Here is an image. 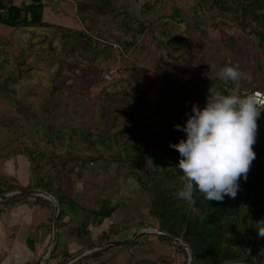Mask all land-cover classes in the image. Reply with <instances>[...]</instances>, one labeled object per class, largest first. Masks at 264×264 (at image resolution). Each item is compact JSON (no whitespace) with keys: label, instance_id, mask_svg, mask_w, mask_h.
Wrapping results in <instances>:
<instances>
[{"label":"rangeland","instance_id":"1","mask_svg":"<svg viewBox=\"0 0 264 264\" xmlns=\"http://www.w3.org/2000/svg\"><path fill=\"white\" fill-rule=\"evenodd\" d=\"M44 1L46 4L43 20L55 25L54 28L12 29L0 24V152H5L2 155L8 156L27 147L28 141L26 145L27 138H23L22 128L26 132L25 135L32 133L30 128L41 122L38 113L43 107H46V110H54L53 101L60 103L62 107L67 106L64 108L67 112V108L74 106L78 112L84 113L88 110L78 121L65 120V128L70 130V127H76L73 132H77L78 136L70 131V135L63 133L64 139L55 133V139L53 133H39L41 138H46L49 142L55 139L53 146L48 142L44 143L45 156L54 155L53 147L59 146L56 140L63 141V150L56 151L59 157H45L48 163H54V166H42L41 169H47L43 172L45 180L41 186L46 187L51 180H58L62 175V166H65L62 176V186L65 188L63 191L70 193L72 198L67 196L59 202L62 203V209L79 218V223L73 222L65 230L59 228L56 256L48 263L56 264L54 260L58 259L67 245L77 244V230L71 231L74 227H80L91 212L107 206L114 208L115 212L105 218L100 226L94 224L96 218L94 220L90 217L89 224H93L94 229L91 232L93 240L89 237L88 244H97V247L100 243L129 239L126 243L134 241L133 246L121 244L108 247L101 250L97 256L81 257L83 260L77 264H186V251L185 253L177 250L161 240L156 233H151V229L159 230V221L150 213L151 194L138 184L131 164L127 162V159L130 160L129 151L111 146L108 139L101 141L103 136L96 144L99 151L86 149L79 143V136H86L92 131L97 139L98 133L109 130L114 134L112 136L116 139L115 142L125 141L131 146L148 133H158L160 113L169 109L172 100H175L176 110L171 115V120L178 123L186 108L181 106V92H189V107L196 105L204 108L209 89L212 87L221 92V85H226L223 81L221 84L215 80L217 71L226 66L237 67L251 75V83L240 82L241 95H249L255 89L264 90V45L259 48L258 37L251 34L252 31L247 25L244 28L240 26L239 0H225L231 7L224 9L215 6L212 0H136L138 9L130 3L132 0H121V4H128L131 19L123 15L113 17L111 14L102 19L99 17V21L97 19V22H94L97 29H94L89 21H80L75 8L82 0ZM240 1L244 5L250 0ZM20 3L21 0H13L15 6L19 7ZM145 4L150 5L151 10L148 12L146 8L148 13L143 16ZM136 18L152 20L153 26L144 35H156L155 42H147L155 47L156 54L150 58L149 54L144 57L143 65L131 63L133 69L126 71L129 78L124 80L121 77L120 82L118 81L122 85L121 88L116 80L105 83L104 86L100 80L105 69L104 62L116 61L122 57L119 46H97L94 52L99 53V58L89 53L85 59H79L75 54L66 60L63 59L64 48L60 36L69 35V32L60 27L69 30L81 29L89 35L92 34L94 38L105 35H137L139 24ZM157 44L159 50L156 49ZM134 55L135 58L142 57L139 52H134ZM121 68L125 69L122 66ZM230 84V87H235ZM46 85L48 86L45 88ZM52 85L58 88L56 92L59 94L56 96L55 92L51 91ZM107 85L110 86L109 89ZM114 87L121 91L118 98L121 103L117 110L113 111V119L110 115L104 118L102 113L109 105L108 97L112 96L109 93L104 98V91ZM226 92L227 95L228 89ZM46 94L49 95L48 98ZM128 102L134 107H141L144 117L142 123L148 131L135 136V132H125L127 130H124L126 125L124 126L123 115L128 112ZM90 106L92 108L88 109ZM58 109L56 107V110ZM109 112L110 109L105 111L106 114ZM11 114L15 115L13 120L9 118ZM117 114L119 116H116ZM22 117L27 119L23 120ZM116 117L119 118L114 120ZM257 124V135L264 142V112H261ZM39 125L44 127L43 124ZM55 125L59 127V121H55ZM45 126L49 127L50 124L46 123ZM66 138H71V145L66 142ZM145 140H141L138 156L132 154L136 159H141L140 155L146 151H155L152 140ZM32 143L29 146H32ZM47 148L49 149L46 150ZM63 154L64 157L72 156L73 160L62 165L64 159L58 161ZM89 157H93L94 161L90 162ZM154 170L155 165L151 162L145 171ZM38 172L32 168L33 179H37ZM263 245L256 259L264 257ZM262 262L264 264V260ZM73 264H76V261Z\"/></svg>","mask_w":264,"mask_h":264},{"label":"trees","instance_id":"2","mask_svg":"<svg viewBox=\"0 0 264 264\" xmlns=\"http://www.w3.org/2000/svg\"><path fill=\"white\" fill-rule=\"evenodd\" d=\"M120 1L121 0H82L77 6V12H91L98 16L111 14L113 17L123 15L125 18L131 19V16L128 13V4H121ZM212 2L215 6L222 9L231 7L226 4L225 0H212ZM238 3L241 6V14L238 19L240 26L244 28L247 25L252 31L251 34L258 37V47L262 48L264 45V0H250L244 5H242L239 0ZM45 4L46 2L44 0H21L20 6L18 7L13 4V0H0V24L13 29L54 28L53 25L43 20ZM149 6L147 4L143 5V16H146L151 10ZM146 8L148 9V12L146 11ZM15 10L19 11V19L17 20L13 19V12ZM135 20H137L139 24V29L137 30L138 34L134 36L133 41L126 43V48H128L129 45L134 44L139 37L143 36L153 26L152 20H142L138 18ZM68 32L71 34H64L60 39L63 42L64 48L63 59L66 60V58L68 59L74 54L79 59H85L86 55L89 53L90 55H93L94 40L90 36L84 33V31ZM153 36L156 38V35ZM94 42V44H97V41ZM215 80H218L219 83L222 84V81L218 78ZM118 81L120 82V79L116 80V83L119 88H121L122 85L118 83ZM230 85V83H227L225 86L221 85V93L226 95V89H232ZM223 87H225V90H223ZM259 91L264 92L262 89ZM120 92L121 91H118L116 88L113 92H109L112 96L108 97L109 105L107 109H104L102 117L105 118L110 115L112 118V116H114L113 111L117 110L121 103V100L118 99L120 98ZM181 93V106L183 105V107L186 108L183 110L184 112L181 115L180 120L178 123L172 122L171 120V115L176 110L174 105L175 100H172L169 109L165 112L161 111L160 113L158 133H145V137L143 136V139H146L145 141L152 140V145L154 146L155 151L153 153L146 151L144 154L140 155L142 156L141 159H136L132 154L134 153L137 155V153H140L139 151L141 148H139V146L142 142L141 140H143L142 138L138 139L130 146V144H127L125 141L121 143L115 142L116 139L112 136L114 134H111L109 130L104 133H98L97 139L94 138V133L90 131L86 136H79V143L86 145V149L91 148L92 150L99 151L96 144L103 136L104 138L101 141H106V139H108L111 143L109 141L107 142H109L111 146L129 151L130 154L128 155V158L130 160L127 159V162L129 165L131 164L130 167L133 170V174L138 184L140 183L152 196L150 213L159 221V231L180 240L189 247L192 252L191 264H263L262 260H264V257L259 259H256V257L264 244V238L258 236L255 224L257 221L264 220V142L257 135L256 143L253 146V151L256 153V159L252 162L247 180L245 181L241 178L239 182V191L234 199L226 196L222 202L206 201L203 194L198 191L194 192L192 202L180 199L177 193L182 187L179 177L183 175V173L176 165L181 157L179 153L169 145L177 144L181 139H187L185 132L179 131L174 127L175 125H180L181 128H183L186 125L188 116L192 113V107H189L190 103L187 104V96L189 92ZM108 109H110V112L109 114H106L105 111ZM126 110L128 112L123 115L124 126L126 125L127 127L124 129L127 130L125 132H129L130 134L135 132V136L144 133L145 130L148 131V129H146L147 127L142 123L144 117L140 106L137 105L134 107L131 102H128ZM116 116L119 115L117 114ZM117 118L119 117H116L114 120H117ZM34 127H36V130L38 127L41 128L39 123L31 127V129ZM70 128H72L70 129L71 132L76 130V128ZM58 134L64 139L63 133ZM73 135H77V132H73ZM56 136L57 135L54 133L55 139ZM55 139H53V141H55ZM53 141L50 143H53ZM57 141L58 140H56V142ZM105 143L106 142L103 143L104 146ZM22 151L27 153L31 158L34 169L39 171V182L42 183V181L45 180L43 174L40 172V170H42V167L40 166L42 165V161L37 160V156L44 157V149H42L40 153H37L36 151H31L24 147ZM89 160L90 162H93L94 158L89 157ZM79 162L82 163L81 159H79ZM151 162L155 165L154 172L145 171L147 165ZM63 164H65V162H62V165ZM64 168L65 166H62L61 176L64 175ZM12 190H14V187L9 186L4 191L0 190V195ZM54 195L59 204V208H61L60 206L62 203L59 201L62 198L67 197V195L59 189L55 190ZM5 201H8V199H4L0 201V203H4ZM114 212V208H108L106 206L87 215L86 219L81 223V226L76 228L79 239L84 243L87 235L86 228L89 224V219H91L90 217L93 219L96 218L97 221H94V224L100 226L102 221L105 218L110 217ZM61 216L62 209H59L58 221ZM158 237L161 240L168 242L177 250L186 251L180 246L169 242L167 239L161 236ZM100 244H98V246ZM133 244L134 241H131L124 245L133 246ZM96 245L87 246V250L95 248ZM57 247L58 243L49 260L56 256ZM100 251L101 250L95 251L89 255L97 256ZM70 258L71 256H66L58 264H63ZM47 263L48 260L44 264Z\"/></svg>","mask_w":264,"mask_h":264},{"label":"crops","instance_id":"3","mask_svg":"<svg viewBox=\"0 0 264 264\" xmlns=\"http://www.w3.org/2000/svg\"><path fill=\"white\" fill-rule=\"evenodd\" d=\"M77 6L78 5H76L75 11L80 21L83 22L89 21V23L93 24L94 29H97L95 23L97 22V19L99 21V17H101V19L103 17L106 18V16H101V15L98 16L91 12L88 13H81L80 11L77 12ZM94 19L96 20L94 21ZM60 28H62L63 30H68L70 32L84 31L81 29L69 30L63 27ZM70 34L71 33H69V35ZM87 35L90 36L94 41H97V44H93L94 49L97 46L100 47V45H105V44H109L111 46L117 45L121 48L122 57L116 59V61L107 60L106 62H104L103 65L105 66V69L103 73L110 71V69L112 68H118L120 70L121 77H123L124 80L129 78V74H126V71L130 70V68L133 69L131 63L137 62L138 64L141 65L144 61V57L146 58L148 54H149V58L153 57L154 53L156 54L155 47L147 43L149 41L155 42L154 40L155 37L153 35H143L139 37V39L134 44L129 45L128 48H126V43L133 41L135 35H105L102 37H95V38L91 36L92 34L90 35L87 34ZM158 48L159 46L157 44L156 49L159 50ZM134 52H139L140 56L142 57L135 58ZM92 54L93 57L96 56L99 58V53L93 52ZM121 66L125 69L122 70ZM100 80H101V85L104 86L106 82H103L102 79ZM47 86L48 85H46L45 88ZM107 86L109 89L110 86L109 85ZM108 89L104 91V95H103L104 98L107 97V94L109 92L111 91L113 92L115 90V88H111L110 90ZM57 90L58 88L55 85H52L51 91L53 93L55 92L54 96L59 94V92H56ZM48 97L49 95L47 96V98ZM52 104H53L52 106L53 108L55 106L54 110H52V108H49L50 110H46V107L43 108L41 107L43 110H40V112L38 113L40 114V118L38 119L41 120V122L39 121L40 122L39 124H43L44 127H41V129H37V130L35 128L33 129L30 128V131H32V133H29L27 135H25L26 132L22 128V131L24 132L23 133L21 131L24 136L23 138H27L25 139L26 145L28 141V145L26 148L30 149L31 151H36L37 153H40L42 151L41 149H45L44 143L47 142V140L46 138H41L42 136H40L39 133H43L44 135H51L52 133L53 134L64 133L66 135L68 134L70 135L71 130H67L65 128L66 127L65 120L69 119L72 121H78L79 118L82 117V114H86L88 112V110H85L84 113L78 112L75 110L76 109L75 106L71 107V109L67 108L68 110L67 112L64 110V108H66L67 106L62 107L60 106V103L56 101H53ZM56 107H58L59 109L56 110ZM14 108H11V110H14ZM91 108L92 106H90L88 109ZM16 112L17 111H15V114ZM13 114H11V117H9L12 120L15 117V115ZM69 117L73 119H70ZM22 118L23 120L27 119L26 117H22ZM55 121H59L60 124L59 127L55 125ZM46 123L50 124V126L46 127L45 126ZM31 139L33 140L34 143H32ZM71 141H72L71 138H69L68 140L66 138V142L69 143L70 145H71ZM31 143L32 146H29ZM56 143L59 146L53 147L54 152L52 154L54 155H49L44 157L37 156V159L41 158V160H39L42 161L41 163L42 165H40L41 167L54 166V163L52 165L49 164L46 158L47 157L50 158V156L59 157L56 151H59V149L63 150V141L58 140ZM40 146H42V148H40ZM81 146L83 148H86V145L81 144ZM48 149L49 148H47L46 150ZM4 153L5 152L2 151L0 152V182H3V184L0 183L1 191L6 190L9 186H13L14 190L5 193H10L22 189L39 190L49 194L57 202L56 197L54 195L55 190L57 189H59L60 191L65 190V188L62 186V184L64 183L62 176L59 177L58 180L50 179L51 180L50 183L46 187L42 188L41 186L42 183L39 182V177H38L39 175H37V179H33L34 176L33 177L31 176L32 168H34L33 162L31 158L24 151L18 150L15 151L14 154L8 156L2 155ZM62 159H64L63 162L66 163V162H71V160H73V157L70 155L64 157V155H62V158L60 157L58 162H61ZM45 169L40 170V172L43 174ZM65 194L72 198V195L70 193H65ZM19 197H21V199ZM58 208H59V204H58ZM53 215H54V204L49 199L41 195H31V196H27L26 198H22V196H17L13 198H8V201H5L4 203L1 202L0 203V257L2 258L0 259V264H36L39 257L44 256L46 253H48L52 243ZM73 222L79 223V218L77 219L76 216H72L65 209H62V216L58 221L57 243L59 242V228L61 227L63 230H65L66 228H69V226H71ZM88 223L90 222L88 221ZM93 229H94L93 224L87 225L86 228L87 235L85 237L84 243L79 239L77 235H75L78 241L76 242L77 244L75 245L71 243L69 246L67 245L64 252L59 254L58 259L54 260L55 263L56 264L60 263V261H62L66 256H71L72 258L74 255L86 251L87 246L89 245L88 238L90 237L92 239L91 232ZM71 231H76V227H74V230ZM3 254L5 255L3 256ZM87 256L90 255L89 254L86 255L85 258H88ZM78 260H75L76 264L79 263L81 260H83V258L82 259L80 258ZM75 261L73 262L75 263ZM88 261L92 262L91 260ZM46 262L47 260L44 261V263Z\"/></svg>","mask_w":264,"mask_h":264},{"label":"clouds","instance_id":"4","mask_svg":"<svg viewBox=\"0 0 264 264\" xmlns=\"http://www.w3.org/2000/svg\"><path fill=\"white\" fill-rule=\"evenodd\" d=\"M217 78L234 88L222 94L209 89L204 108L196 105L188 116L186 125L174 127L186 133L187 139L170 144L180 155L176 165L183 175L182 187L177 195L193 201L195 191L206 201L222 202L227 196L234 199L239 191L241 178L247 180L252 162L256 159L257 120L264 112V102L257 94L241 95L240 82L251 83L250 74L233 66L220 68ZM258 236L264 238V220L257 221Z\"/></svg>","mask_w":264,"mask_h":264},{"label":"water","instance_id":"5","mask_svg":"<svg viewBox=\"0 0 264 264\" xmlns=\"http://www.w3.org/2000/svg\"><path fill=\"white\" fill-rule=\"evenodd\" d=\"M135 2H136V0H132V2L130 1L131 4L133 3V7L138 9L139 7L136 6ZM13 19L14 20L19 19V11L18 10H15L13 12ZM31 195H41V196L49 199L54 204V215H53V219H52L53 235H52L51 248H50L48 253H46L44 256L39 257V259L36 262V264H43L44 261H46L50 258V256L54 252L55 247L57 245V228H58V216H59V208H58L57 202L53 199V197H51L49 194H47L45 192H42L39 190H30V189H22V190H17V191L10 192V193L1 194L0 195V201H2L4 199H8V198L17 197V196H31ZM151 233H156L157 235L167 239L169 242H172V243L182 247L183 249H185L187 254H188L187 264H191L192 252L190 251L188 246H186L180 240L175 239V238L171 237L170 235L163 233L157 229H151ZM127 241H129V239L114 241V242H110V243H105L103 245H99L95 248L88 249L86 251H83V252L75 255L71 259L66 260L63 264H71L73 261L78 260L85 255L91 254L95 251L107 249L108 247L119 246L121 244H125ZM263 251H264V245H263Z\"/></svg>","mask_w":264,"mask_h":264},{"label":"built area","instance_id":"6","mask_svg":"<svg viewBox=\"0 0 264 264\" xmlns=\"http://www.w3.org/2000/svg\"><path fill=\"white\" fill-rule=\"evenodd\" d=\"M121 78V73L118 68H112L110 71H107L105 73L101 74V79L103 82L110 83L116 79ZM259 94L257 99L261 102H264V92L259 91V90H254L251 94ZM250 94V95H251Z\"/></svg>","mask_w":264,"mask_h":264}]
</instances>
